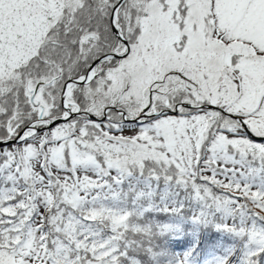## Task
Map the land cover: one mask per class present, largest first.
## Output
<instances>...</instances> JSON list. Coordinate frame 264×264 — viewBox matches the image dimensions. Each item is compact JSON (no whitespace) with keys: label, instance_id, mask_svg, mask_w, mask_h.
Instances as JSON below:
<instances>
[{"label":"snow or ice","instance_id":"obj_1","mask_svg":"<svg viewBox=\"0 0 264 264\" xmlns=\"http://www.w3.org/2000/svg\"><path fill=\"white\" fill-rule=\"evenodd\" d=\"M0 264H264V0H0Z\"/></svg>","mask_w":264,"mask_h":264}]
</instances>
